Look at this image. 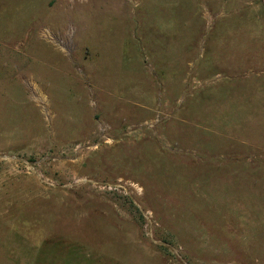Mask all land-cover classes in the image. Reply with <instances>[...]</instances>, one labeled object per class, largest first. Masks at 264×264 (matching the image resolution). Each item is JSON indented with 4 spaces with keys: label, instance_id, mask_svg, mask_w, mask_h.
Instances as JSON below:
<instances>
[{
    "label": "rangeland",
    "instance_id": "1",
    "mask_svg": "<svg viewBox=\"0 0 264 264\" xmlns=\"http://www.w3.org/2000/svg\"><path fill=\"white\" fill-rule=\"evenodd\" d=\"M0 264H264V0H0Z\"/></svg>",
    "mask_w": 264,
    "mask_h": 264
}]
</instances>
